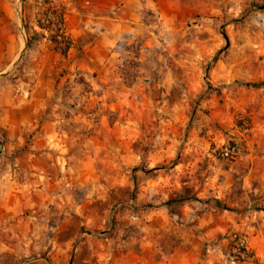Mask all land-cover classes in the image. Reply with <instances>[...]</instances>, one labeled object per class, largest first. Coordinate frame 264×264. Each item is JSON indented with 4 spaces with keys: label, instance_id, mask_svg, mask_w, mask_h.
I'll use <instances>...</instances> for the list:
<instances>
[{
    "label": "rangeland",
    "instance_id": "obj_1",
    "mask_svg": "<svg viewBox=\"0 0 264 264\" xmlns=\"http://www.w3.org/2000/svg\"><path fill=\"white\" fill-rule=\"evenodd\" d=\"M8 1L0 264H264V0Z\"/></svg>",
    "mask_w": 264,
    "mask_h": 264
},
{
    "label": "crops",
    "instance_id": "obj_2",
    "mask_svg": "<svg viewBox=\"0 0 264 264\" xmlns=\"http://www.w3.org/2000/svg\"><path fill=\"white\" fill-rule=\"evenodd\" d=\"M8 5H9L8 0L0 1V67L2 68L6 67L9 64V62L13 58H15V55L18 53V50L20 52V50L25 49V45H26V49H30L31 47L30 45V47L27 48V41L29 40H25V39L23 40L24 47L21 48L17 44L16 42L17 36L15 35V25L12 23L10 12H9L10 7ZM105 26L106 28H108V31L111 33V35L114 37V40H117L121 36L122 34L121 25H119L117 21L110 20L109 22L105 23ZM39 38H43V37L40 36ZM70 39L72 40L71 35H70ZM37 42L39 43L40 41L38 40ZM48 43H49L48 50L52 52L51 53L52 56H54L55 58H61V60L63 61H66L69 59L72 49L74 48V44H73V47L68 51L67 55L63 56L59 52L54 50L49 40H48Z\"/></svg>",
    "mask_w": 264,
    "mask_h": 264
},
{
    "label": "trees",
    "instance_id": "obj_3",
    "mask_svg": "<svg viewBox=\"0 0 264 264\" xmlns=\"http://www.w3.org/2000/svg\"><path fill=\"white\" fill-rule=\"evenodd\" d=\"M37 26L40 30H46L49 32V42L53 46L54 50L59 52L61 55L66 56L68 51L73 47L71 40L65 35V13L64 11H59L56 6L49 3L48 8L43 12L42 18L37 21ZM31 45L30 41H27V48ZM235 86H242L251 89H260L264 87V82L261 83H248L235 81L233 83ZM183 201H168L167 206L176 204ZM215 206L217 208L227 209L226 206L221 205L218 201H215ZM258 211H264L263 209H258Z\"/></svg>",
    "mask_w": 264,
    "mask_h": 264
}]
</instances>
